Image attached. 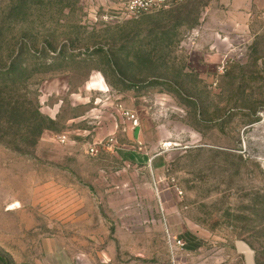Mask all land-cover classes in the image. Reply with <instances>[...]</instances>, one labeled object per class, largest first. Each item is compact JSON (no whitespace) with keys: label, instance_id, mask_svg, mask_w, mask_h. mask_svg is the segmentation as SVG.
Returning a JSON list of instances; mask_svg holds the SVG:
<instances>
[{"label":"rangeland","instance_id":"obj_1","mask_svg":"<svg viewBox=\"0 0 264 264\" xmlns=\"http://www.w3.org/2000/svg\"><path fill=\"white\" fill-rule=\"evenodd\" d=\"M127 1L0 0V71L49 120L1 132L8 264H171L167 230L180 264L264 255V0Z\"/></svg>","mask_w":264,"mask_h":264},{"label":"trees","instance_id":"obj_2","mask_svg":"<svg viewBox=\"0 0 264 264\" xmlns=\"http://www.w3.org/2000/svg\"><path fill=\"white\" fill-rule=\"evenodd\" d=\"M27 52L32 57V54ZM15 59L12 60L8 72L0 71V136L4 129L8 134L4 132L3 136H8L11 131L14 132L10 142L16 149H19V144L20 146L27 143L36 145L44 130L48 129L46 124L49 120L40 111L37 100L35 102L27 99L21 92L17 94L11 89L19 87L25 91V86H28V69L17 66V60L20 57ZM256 121L259 119L257 118ZM257 263L264 264V255L259 251ZM0 264H8L1 254Z\"/></svg>","mask_w":264,"mask_h":264},{"label":"built area","instance_id":"obj_3","mask_svg":"<svg viewBox=\"0 0 264 264\" xmlns=\"http://www.w3.org/2000/svg\"><path fill=\"white\" fill-rule=\"evenodd\" d=\"M183 0H128L125 5V13L130 17H139L154 10L166 8ZM129 114V113H128ZM91 153H95L94 147H89ZM166 242L171 264H180L179 257L186 249L185 241L170 230L166 231Z\"/></svg>","mask_w":264,"mask_h":264},{"label":"water","instance_id":"obj_4","mask_svg":"<svg viewBox=\"0 0 264 264\" xmlns=\"http://www.w3.org/2000/svg\"><path fill=\"white\" fill-rule=\"evenodd\" d=\"M234 247L236 252L243 257L245 264H258L256 258V249L247 240H235Z\"/></svg>","mask_w":264,"mask_h":264},{"label":"crops","instance_id":"obj_5","mask_svg":"<svg viewBox=\"0 0 264 264\" xmlns=\"http://www.w3.org/2000/svg\"><path fill=\"white\" fill-rule=\"evenodd\" d=\"M77 260H79V261H77ZM76 262H77L78 264H83V263H82V259H79V258L76 259ZM101 264H112V263H111V261H108V262H104V263H101Z\"/></svg>","mask_w":264,"mask_h":264}]
</instances>
